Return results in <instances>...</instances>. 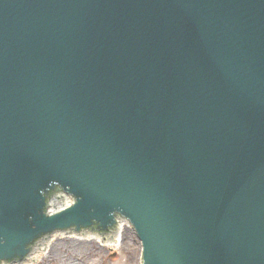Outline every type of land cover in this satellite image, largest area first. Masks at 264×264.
<instances>
[{
  "label": "water",
  "instance_id": "95a60500",
  "mask_svg": "<svg viewBox=\"0 0 264 264\" xmlns=\"http://www.w3.org/2000/svg\"><path fill=\"white\" fill-rule=\"evenodd\" d=\"M115 211L144 264H264V0H0V258Z\"/></svg>",
  "mask_w": 264,
  "mask_h": 264
},
{
  "label": "rangeland",
  "instance_id": "374dc122",
  "mask_svg": "<svg viewBox=\"0 0 264 264\" xmlns=\"http://www.w3.org/2000/svg\"><path fill=\"white\" fill-rule=\"evenodd\" d=\"M124 234L121 251L111 261L104 257L105 251L98 249L96 241L85 243L77 238H56L55 241L60 239V242L54 243L53 250L46 257L50 264H139L142 249L140 239L133 229L127 228Z\"/></svg>",
  "mask_w": 264,
  "mask_h": 264
},
{
  "label": "bare ground",
  "instance_id": "6f19581e",
  "mask_svg": "<svg viewBox=\"0 0 264 264\" xmlns=\"http://www.w3.org/2000/svg\"><path fill=\"white\" fill-rule=\"evenodd\" d=\"M70 197H69V195H66V194H63L59 199H58V201L61 199V201L58 203V201H55V202H53V204L52 205H50V207H49V209H48V213L50 212V213H52L53 214V212H57V211H61V210H64L65 208H69L71 205H70V203L69 202H72V201H69L68 199H69ZM77 202V201H76ZM116 213H114L113 214V218H117V221L115 222L116 224L114 225V227L113 228H109V229H107V228H105L104 229V233L102 234V233H100L101 234V236L104 238V239H110V238H112L113 236L115 237L116 235H117V233L120 231V229H121V227H122V225L123 224H125V226H128V221L124 218V217H122V216H120V217H117L116 215H115ZM59 232H60V230H57V231H55L54 233H53V230H52V233H51V235H50V237L51 238H54L53 236L55 235V234H58L57 235V237L58 236H60V235H64L63 233H61L60 235H59ZM100 234L99 233H95V232H93V231H91L90 233L89 232H87L86 234H83V235H81V236H89V237H91V238H93V239H95V240H98L99 238H101V236H100ZM99 235V236H98ZM59 238V237H58ZM116 238H117V236L114 238L115 240H116ZM56 239V238H55ZM55 239L52 241H49L48 242V245H51L50 246V250L48 251V252H50L51 250H53V247H54V243H59L60 242V239L58 240V241H55ZM80 242H87V241H80ZM46 244V243H45ZM44 244V245H45ZM43 253H39L38 252V250L32 255V257H31V259L29 260V261H27V262H25L24 264H36V263H34V262H36V261H38L37 259L40 257V256H44V255H42ZM45 254V253H44ZM26 255V254H25ZM24 258V257H23Z\"/></svg>",
  "mask_w": 264,
  "mask_h": 264
},
{
  "label": "flooded vegetation",
  "instance_id": "af4514ba",
  "mask_svg": "<svg viewBox=\"0 0 264 264\" xmlns=\"http://www.w3.org/2000/svg\"><path fill=\"white\" fill-rule=\"evenodd\" d=\"M84 249H85V250H88V248H87V247H84ZM45 263H46V262H45Z\"/></svg>",
  "mask_w": 264,
  "mask_h": 264
}]
</instances>
